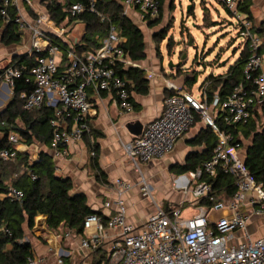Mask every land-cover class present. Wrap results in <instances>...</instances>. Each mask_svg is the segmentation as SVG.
<instances>
[{
	"label": "built area",
	"instance_id": "built-area-1",
	"mask_svg": "<svg viewBox=\"0 0 264 264\" xmlns=\"http://www.w3.org/2000/svg\"><path fill=\"white\" fill-rule=\"evenodd\" d=\"M99 1L78 2L65 11L71 16L86 11L102 16L97 9ZM216 1L234 16V25L244 39L241 46L248 43L251 54L244 66V81L236 85L223 102L218 95L215 96L212 105L218 108L226 125L246 124L254 106L264 108V53L259 52L264 39L254 32L253 21L241 9L246 0ZM124 3V14L128 13V8L136 7L151 18L160 16L161 0H124ZM0 18L5 26L14 22L19 30L30 33L29 54L34 57V65H10L4 69L3 79L11 87L22 77L27 83H33L34 89L30 93L21 94L26 110H40L44 106L52 109L49 124L55 157L69 156L70 145L90 133V116L95 113L90 92H114L122 112L134 110L130 83L119 74V68L135 66V62L123 46L125 37L115 25L110 26L99 48L80 52L74 47L62 48L53 37L64 35L65 28L32 0H0ZM102 20L105 17L102 16ZM177 90L165 98L162 114L146 124L142 135L123 143L127 156L138 170L141 163L166 157L194 124L198 113L213 127L218 141L211 158L189 173L191 179L199 182L193 188L185 186L184 192H191L197 201L203 198L212 200V185L202 177L204 174L216 177L224 172L236 179L237 190L232 199L216 202L210 209L196 204L187 214L181 206L166 208L159 204L152 186L143 176L137 185L142 194L153 201L155 209L137 229L128 221L124 198L136 185L118 180L113 186L116 199L105 203L107 208L115 205V212L106 224L99 214L87 216L85 227L94 226L96 231L82 239V247L95 252L105 238L110 237L108 254L98 264H264V235L256 239L246 231L242 239L236 235L238 230L246 229L250 217L241 210L249 194H255L250 199V203L256 206L253 212L264 214L263 184L257 183L246 168L240 157V144L229 129L220 128L216 118H211L207 95L204 101H199L191 93L180 88ZM21 142V135L10 131L8 146H0V161H15ZM25 172L37 179L30 167L25 168ZM18 176L16 173L15 177ZM3 198L23 202L25 192L12 186ZM224 208L230 210V215L211 218V210ZM106 228L113 233H106ZM4 230L8 232L7 228ZM43 261L44 258L32 256L28 264H42ZM58 264H65L62 257Z\"/></svg>",
	"mask_w": 264,
	"mask_h": 264
},
{
	"label": "crops",
	"instance_id": "crops-1",
	"mask_svg": "<svg viewBox=\"0 0 264 264\" xmlns=\"http://www.w3.org/2000/svg\"><path fill=\"white\" fill-rule=\"evenodd\" d=\"M122 2L124 12L126 6L124 0ZM250 3L253 23L259 26L264 22V0H250ZM204 7L211 11L210 8ZM174 8L175 0H164L163 11L159 20L151 18L136 7L128 8L127 14L123 13L141 28L145 41L146 58L140 61L133 60L135 66L131 67H138L145 71V77L149 80L150 88L146 94L132 92L134 110L126 113L122 112L114 92L103 91L100 94L90 92V102L95 109V113L91 114L89 121L91 131L84 136L83 140L70 145V154L67 157H55L51 147V139L45 141L43 138L38 139L33 136L31 142L28 143L19 131L13 130L21 135L22 142L18 145V157L15 161L0 162V201L4 200L5 192L13 186L17 178L15 177L16 173L22 176L26 173L25 168L37 166L44 157H48L54 163L56 175L63 179L71 178L73 181L72 193L85 194L88 204L92 209L99 212L95 214L102 216L105 224L115 212V205L107 208L105 203L108 201L113 202L116 199L117 193L113 186L118 180H126L136 185L125 194L124 198L128 206V221L137 229L143 226L147 217L155 209L153 201L145 197L140 190V186L137 185L143 176L152 186L156 201L166 208L170 206L195 207L194 205L197 204L210 209L213 206V204L202 205L200 204L202 199L197 201L191 192H184L183 188L185 186L193 188L199 180L191 179L189 177L190 172H188V177L185 175L186 173L178 174L176 172L179 166L194 163L196 160L201 164L211 158L214 152L216 146L214 144L218 141L217 135L213 127L200 114H195L194 124L166 157L141 163L139 170L127 156L123 147L124 142H129L135 137L142 135L146 124L162 114L166 97L177 93V88L193 95L190 90L193 85L188 84V80H194L197 77L196 83L198 82V71L185 70L184 66L170 69L165 67L159 58L160 51L157 46L163 40L160 41L161 39L157 38L156 33L167 27L171 21L173 25L174 16L171 11ZM193 11L194 5L190 12H187L188 16ZM205 21L208 22L207 17ZM58 25L65 28V34L59 37L60 40L70 44L71 47H82L85 44L84 37L88 27L86 23L79 20L68 23V20H65L63 24ZM4 27L5 25L3 24L0 33L3 32ZM76 27H78V33L74 34L73 31ZM215 28H217V25H213V29ZM185 31H188V28L183 25V34ZM96 36L99 37L98 34ZM125 39L127 41L126 37ZM29 48L30 33L28 31H22V39L19 43L6 44L0 35V121L2 119L6 120L8 109L14 99V89L4 81L1 71L13 65V62L17 61L21 55L29 54ZM78 51L83 52L84 50L78 49ZM226 64L227 61L223 63V65ZM219 65L220 63H217L209 75L204 74L206 76L198 95L196 97L193 95L197 100L204 101L208 87L211 86L209 81L206 82V79L210 75H226L233 64L227 70L223 69L220 71V68H217ZM128 68L130 67H124L123 69ZM218 71L219 73H217ZM211 88L214 91V96H219V91L213 86ZM208 105L211 118L218 119V108H215L209 102ZM255 109L258 110L257 114L261 122H264L263 109L259 105H256ZM14 118L17 126L25 127L26 121L23 117L18 115ZM4 136L5 134L0 131V140ZM93 143L98 146L96 153L91 148ZM95 154L97 155L100 170L103 173L101 176H99L100 171L94 165ZM240 157L244 160L245 150H243L241 145ZM254 196V193L249 194L241 208L243 213L250 216L246 229L236 232V235L241 239L245 231L253 239L264 235V214H255L253 211L256 206L250 203V199ZM231 199L232 197L229 199L223 197L221 201H229ZM230 213V210L224 208L220 211L211 210L210 216L212 219H217L220 216H228ZM5 227L6 223L2 220L0 231H3ZM25 229L26 239L33 246V256L44 258L42 264H58L60 257L63 258L65 264H93V252L82 247V239L96 231L94 226L87 228L84 225L83 233L78 234L74 229H70L67 226L58 230H51L47 226V215L40 214L35 219L34 227L30 230L26 225ZM105 231L109 235L113 233L108 228ZM110 241V237H106L101 246L106 252V256ZM11 247V244H8L6 250Z\"/></svg>",
	"mask_w": 264,
	"mask_h": 264
},
{
	"label": "trees",
	"instance_id": "trees-1",
	"mask_svg": "<svg viewBox=\"0 0 264 264\" xmlns=\"http://www.w3.org/2000/svg\"><path fill=\"white\" fill-rule=\"evenodd\" d=\"M87 0H41V6L50 14L52 20L58 24H63L68 19V23L79 20L87 24V33L84 37L85 44L82 47L72 46L75 49L89 51L99 48L103 40L108 35L110 26L113 24L122 31V35L127 38L123 44L130 58L134 61H140L146 58L144 33L130 18L123 14V0H100L98 3V13L83 12L77 16H71L65 8L72 6L78 2H86ZM164 0H161V12L157 20L161 19ZM242 11L253 21L250 0L242 3ZM31 13V12H30ZM13 14V12H12ZM2 18H0V29L2 27ZM170 24L156 33L157 38L164 40L169 30ZM254 32L264 39V22L261 25L254 24ZM99 35V37L96 36ZM6 44L19 43L22 39V31L18 26L11 22L7 24L3 32L0 33ZM62 48L71 47L70 44L60 40L59 37H53ZM169 45H172L170 42ZM259 52H264V42ZM251 52L248 43L242 46L239 59L233 64L226 75L214 76L210 75L206 82L219 91V97L223 102L231 93L232 89L244 81V66ZM35 63L31 54L21 55L19 59L13 62V65H27L32 67ZM4 71H1L3 73ZM119 74L130 84V90L139 94H146L149 91V80L145 77V71L138 67H130L128 69L119 68ZM197 78V77H196ZM188 80V84L194 85L197 79ZM211 86L208 87V102L212 104L215 96ZM14 99L8 109L6 120L0 121V131L5 136L0 140L1 147L8 146V134L12 130L19 131L26 142L30 143L33 136L43 138L49 141L52 138V129L49 121L53 111L51 108L44 106L40 110H26L24 108V99L21 97L23 92L30 93L33 89V83H27L25 77L15 81ZM252 109L250 121L246 124L226 125L220 115L216 119V124L222 129H229L236 141L245 148L244 162L246 168L252 173L257 183L264 186V122H261L258 116V110ZM264 111V108H262ZM18 115L25 119V127L21 128L15 124V118ZM30 116H32L30 118ZM30 118V120H28ZM32 121V122H31ZM245 141H250L245 146ZM216 145V144H214ZM92 151L97 152L98 146L93 143ZM3 163H8L0 161ZM204 161L200 164L197 160L194 163L179 166L178 174H184L195 171L202 167ZM94 165L100 171L99 176L103 173L100 170L97 155L94 157ZM31 169L36 174L37 179H32L26 173L19 175L14 181L13 186L23 189L25 198L23 202L11 201L4 199L0 201V223L5 222L8 232L0 231V264H28L29 259L33 256V246L30 241H26V229L31 230L35 225V219L40 214L47 215V226L51 230H58L67 226L74 229L77 234L83 233L85 220L87 216L93 213H99L92 209L88 204L85 194H73V181L71 178L63 179L58 177L55 172L53 161L44 157L37 166ZM202 180L212 185V200L203 198L200 201L202 205H211L220 202L224 198H231L235 194L237 187L235 177L230 174L220 172L216 177H210L204 174ZM11 244V248L6 250V246ZM93 264H98L106 258V252L99 248L95 252Z\"/></svg>",
	"mask_w": 264,
	"mask_h": 264
},
{
	"label": "rangeland",
	"instance_id": "rangeland-1",
	"mask_svg": "<svg viewBox=\"0 0 264 264\" xmlns=\"http://www.w3.org/2000/svg\"><path fill=\"white\" fill-rule=\"evenodd\" d=\"M32 1L35 5L41 6V0ZM190 4L189 0H175V8L171 11L174 23L167 37L157 48L160 51L159 58L167 68L171 62L178 64L183 56L187 55L184 69L199 72L198 82L190 88L196 97L205 76L212 72L217 63H220L217 66L220 68L219 71L227 70L231 64L235 63L240 55L244 39L239 36L234 26L236 24L234 16L218 1L194 0L192 3L194 11L188 16L187 10ZM204 6L210 8L211 11L205 9ZM206 17L208 22L205 21ZM183 25L188 28L184 34ZM213 25H217V28L213 29ZM73 33H78V27L74 29ZM191 39L192 45H189ZM170 42L172 45H169ZM226 61L227 64L223 65ZM205 73L206 75H204ZM249 142L245 141V146ZM185 175L188 177V173ZM194 208L185 206L184 211L188 214ZM94 257L95 255H93V260Z\"/></svg>",
	"mask_w": 264,
	"mask_h": 264
},
{
	"label": "water",
	"instance_id": "water-1",
	"mask_svg": "<svg viewBox=\"0 0 264 264\" xmlns=\"http://www.w3.org/2000/svg\"><path fill=\"white\" fill-rule=\"evenodd\" d=\"M189 1L191 2V4L188 7V10H187L188 13L190 12V10H191V8L193 6L192 3H193L194 0H189ZM189 45H192V39L190 40ZM186 58H187V55H184L182 60L178 64H174L173 62H171L170 65H169V68L171 69V68L183 67L184 64H185L184 62H185Z\"/></svg>",
	"mask_w": 264,
	"mask_h": 264
}]
</instances>
